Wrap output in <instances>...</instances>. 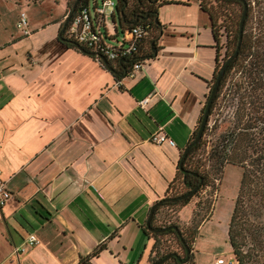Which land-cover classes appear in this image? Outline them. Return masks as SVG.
<instances>
[{
	"label": "crops",
	"instance_id": "0c3cea01",
	"mask_svg": "<svg viewBox=\"0 0 264 264\" xmlns=\"http://www.w3.org/2000/svg\"><path fill=\"white\" fill-rule=\"evenodd\" d=\"M188 25L185 39L171 31L170 42L164 24L150 31L133 77L124 60L102 66L76 44L60 42L50 59L0 50V178L12 193L0 204V264L149 262L152 239L141 225L166 195L215 63L214 43L211 63L197 48L196 20ZM14 38L0 33V48ZM158 128L174 144L149 141Z\"/></svg>",
	"mask_w": 264,
	"mask_h": 264
},
{
	"label": "rangeland",
	"instance_id": "374dc122",
	"mask_svg": "<svg viewBox=\"0 0 264 264\" xmlns=\"http://www.w3.org/2000/svg\"><path fill=\"white\" fill-rule=\"evenodd\" d=\"M87 1L90 5L93 0ZM99 1L97 0L98 3ZM245 1L247 3L246 20L243 25L245 49L236 57L233 66L223 73L217 96L213 99V105L204 125L205 129L200 136L201 145L192 155L193 160H199L202 162L201 166L208 170L207 183L190 197L187 204L182 206L180 216L177 214L179 207L173 206L162 207L154 218L156 224L175 223L178 229L184 231L190 239L188 242L185 241L188 253L185 258L186 252L181 240L173 233L160 234L152 253L153 260L157 258L155 251L158 256L162 252L172 251L178 258L166 259L159 264H212L216 256L224 258L232 256L224 228L241 168L235 163L224 162L220 169H216L212 167L213 161L206 157L216 150L214 146L217 145L218 135L230 128L247 127L245 133H240L239 138L251 137L254 143L255 141L264 142V132L258 130L259 121H264V0ZM201 2L214 12V27L217 34L219 33L216 73L231 53L224 54L225 30L222 27L226 25L231 36L235 27L233 21L235 17L236 19L239 17L242 5L231 0H201ZM72 3L73 0H67V2L66 0H0V33L15 36L12 43L0 50L17 48L21 57L32 54L50 59L57 56L60 51L63 52L60 42L56 39L57 28L59 22L61 26ZM21 11L25 14L27 28L32 29L27 35H22L15 26ZM159 15L163 21L159 20ZM156 17L160 24H164V41L168 42L172 40L170 38H173L170 37L171 31L178 37L174 38L175 40L185 39L184 30H191L186 27L196 20L199 28L196 39L197 48L200 52L208 53L207 59L213 62L214 49L207 46L214 41L207 18L198 9L196 0H189L184 6L173 3L159 6L156 9ZM106 19L109 24H112L110 15ZM179 30L183 31L179 32ZM176 49L174 47V50ZM202 60L200 59V62ZM201 68H205L202 63ZM204 74L209 76L211 70L206 69ZM183 189L177 177L170 192H179ZM218 202L220 211L217 212L218 217H215L213 210ZM204 221H206L205 224L200 228ZM183 258V261L179 260Z\"/></svg>",
	"mask_w": 264,
	"mask_h": 264
},
{
	"label": "trees",
	"instance_id": "16d2710c",
	"mask_svg": "<svg viewBox=\"0 0 264 264\" xmlns=\"http://www.w3.org/2000/svg\"><path fill=\"white\" fill-rule=\"evenodd\" d=\"M188 1L189 0H115L113 11L111 12L110 17L114 29L119 28V30H122L123 28L132 24L146 23L148 25V28L146 29L147 34L145 35L146 38L149 35L150 31L158 28L160 25L158 21H155L157 7L172 3L188 4ZM231 1L241 3L242 5V2L240 0ZM86 2L87 0H78L76 7L79 4H85ZM196 4L198 9L202 13H204L207 18L209 30L214 41V44L211 46L215 49V63L212 77L208 81H206L207 93L206 95H204L205 101L213 82L212 78L215 74V67L217 63L218 54L217 40L219 33L217 34V31L214 27V12L208 7H206L201 2V0H196ZM246 14L247 12L244 16L243 25H245ZM239 17H237V19L235 17V21H233L235 23V27L231 33V36L229 31H227L228 28L226 27V25L222 27V29L225 30V41L223 44L224 54H229L235 48ZM56 39L66 46H72L75 44L78 45L77 43H75V41L68 38H66L65 40H61L58 38ZM80 49L84 51L83 48ZM244 49L245 38L244 30L242 27V34L237 54L228 61L221 73L217 88L215 90L214 95L212 96L209 105L208 115L213 105V99H215L217 96V89L219 84L221 83L220 81L222 80V77L224 75L223 73H225L228 68L233 66L236 57L241 54ZM114 76L117 77L116 74ZM204 101L200 108V113L198 115L196 125L192 130L187 143L193 138L197 130V123H199L202 114ZM204 125H206V122ZM204 129L205 127L203 126L200 136H202ZM246 130L247 127L241 126L238 127V129L230 128L220 133L218 135L219 137L217 145L215 144L214 146V149L216 150H212L214 152H212L211 155L206 158L208 160L213 161L212 167L216 169H220L224 162L235 163L240 166V177L237 183L235 195L233 198L232 206L226 225V238L230 246L231 255L234 258L236 264H264V142L259 143L258 141H255L254 143L252 142L251 137L239 138L240 133H245ZM258 130L260 132H264V121H259ZM201 141L202 138L200 137L198 140H196L189 146L185 155L180 160V165L179 160H177L174 177L169 182L168 188L166 190V195H164L163 197H174L186 192L187 190L193 187H196L195 190H193V192L189 195L176 197L174 199L162 197L159 198L153 208L152 214L149 219V224L151 226L158 228L161 226L165 227L169 225H175L178 228L177 224L175 223H154L156 213L162 207L178 206L180 208L184 206L188 203L190 197L196 194V192L207 183L208 170L201 166L202 162L197 159H192V155L196 151V149L200 147ZM239 147H241L242 149H239ZM180 155L181 153L179 154V157ZM177 177H179V181L181 182L184 189L179 192H170V188ZM141 228L145 236L149 239H152V251L156 246L157 237L160 234L173 233L178 239L180 238L173 227H167L159 230H149L147 229L145 224H142ZM178 230L183 240L188 242L190 239L186 236L184 231L180 228ZM96 252L97 250L94 249L90 253V255H95ZM154 254H156L157 258H159L165 253L162 252L158 256L157 252L155 251ZM153 256L154 255L150 256L149 262L157 259L155 258L153 260ZM166 259L175 260L177 259V257L175 255H169L163 261H165Z\"/></svg>",
	"mask_w": 264,
	"mask_h": 264
},
{
	"label": "built area",
	"instance_id": "2783aa9c",
	"mask_svg": "<svg viewBox=\"0 0 264 264\" xmlns=\"http://www.w3.org/2000/svg\"><path fill=\"white\" fill-rule=\"evenodd\" d=\"M115 0H93L89 5L79 4L73 11L63 29V36L75 41L80 47L88 51L93 59L104 66L106 60H124L126 68L124 74L133 77L142 67L143 58H140L142 43L147 34L146 23L132 24L123 28L118 35H113L108 30L106 17L111 14ZM15 26L21 34H27L26 17L21 11L15 22ZM112 40V42H109ZM118 80L116 79L115 83ZM138 104L143 106L147 102L146 97L139 99ZM167 138L166 134L158 128L148 135V140L153 143H160ZM170 144L173 140L167 138ZM12 193L0 178V204L4 203ZM28 244H34L38 240L33 233L26 236ZM212 264H236L232 256L224 258L216 256Z\"/></svg>",
	"mask_w": 264,
	"mask_h": 264
},
{
	"label": "water",
	"instance_id": "95a60500",
	"mask_svg": "<svg viewBox=\"0 0 264 264\" xmlns=\"http://www.w3.org/2000/svg\"><path fill=\"white\" fill-rule=\"evenodd\" d=\"M77 1L78 0H74L70 9L68 10V12L66 13L65 15V18L64 20L62 21L61 23V26L59 28V31H58V38L61 39V40H65L66 38L61 35L63 29H64V26L66 24V22L68 21L69 17L71 16V14L73 13L75 7H76V4H77ZM242 2V10H241V13H240V17H239V21H238V31H237V40H236V45H235V48L234 50L225 58V60L222 62V64L220 65V67L218 68V70L216 71L215 73V76H214V80L212 82V85L210 87V90L208 92V95L204 101V106H203V109H202V114H201V117H200V120H199V123H198V127H197V130L193 136V138L187 143L184 145V147L182 148V151H181V155L180 157L178 158L179 160V165H180V160L181 158L185 155L187 149L189 148V146L195 142L196 140H198L200 138V135H201V132H202V129H203V126L206 122V119H207V115H208V110H209V105H210V102H211V99H212V96L214 95L215 93V90L217 88V85H218V82H219V79H220V76H221V73L224 69V67L226 66V64L228 63V61L230 59H232L236 54H237V50L239 48V44H240V39H241V34H242V27H243V21H244V16H245V13H246V10H247V3L245 0H240ZM155 21H157V19L155 18ZM196 187H193L189 190H187L186 192L184 193H181L177 196H174V197H162V198H176V197H181V196H184V195H189L193 192V190H195ZM158 200V199H157ZM157 200L154 201L150 206H149V209H148V212H147V215H146V218H145V221H144V224L145 226L147 227V229L149 230H159V229H164V228H167V227H173L176 232L178 233L179 237H180V240H181V243L185 249V252H186V255H185V258L187 256V253H188V247H187V244L185 243V241L183 240V238L180 236L179 234V230L178 228L175 226V225H169V226H161V227H154V226H151L149 224V219H150V216L152 214V211H153V208L154 206L156 205L157 203ZM169 255H175L177 258L178 256L176 255L175 252H167L165 254H163L162 256H160L159 258L155 259L154 261H151V262H148L146 264H159L161 261H163L166 257H168ZM180 261H183V259H179Z\"/></svg>",
	"mask_w": 264,
	"mask_h": 264
},
{
	"label": "flooded vegetation",
	"instance_id": "af4514ba",
	"mask_svg": "<svg viewBox=\"0 0 264 264\" xmlns=\"http://www.w3.org/2000/svg\"><path fill=\"white\" fill-rule=\"evenodd\" d=\"M214 76H215V75H214ZM212 80H214V78H213Z\"/></svg>",
	"mask_w": 264,
	"mask_h": 264
}]
</instances>
